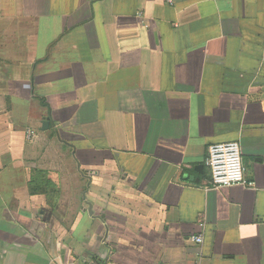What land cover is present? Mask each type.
I'll return each mask as SVG.
<instances>
[{
	"label": "crops",
	"instance_id": "crops-1",
	"mask_svg": "<svg viewBox=\"0 0 264 264\" xmlns=\"http://www.w3.org/2000/svg\"><path fill=\"white\" fill-rule=\"evenodd\" d=\"M87 262L264 264V0H0V264Z\"/></svg>",
	"mask_w": 264,
	"mask_h": 264
},
{
	"label": "built area",
	"instance_id": "built-area-1",
	"mask_svg": "<svg viewBox=\"0 0 264 264\" xmlns=\"http://www.w3.org/2000/svg\"><path fill=\"white\" fill-rule=\"evenodd\" d=\"M206 165L211 172L213 188H228L236 185L252 186L254 184L246 177L242 148L238 141L210 145ZM190 238L196 244L204 242L203 235L193 234ZM85 264L99 263L87 262Z\"/></svg>",
	"mask_w": 264,
	"mask_h": 264
},
{
	"label": "water",
	"instance_id": "water-1",
	"mask_svg": "<svg viewBox=\"0 0 264 264\" xmlns=\"http://www.w3.org/2000/svg\"><path fill=\"white\" fill-rule=\"evenodd\" d=\"M49 120H45L44 122H43V130H46V129H48V127H49ZM198 167H202V166H197L196 167V170H198L199 168ZM90 212L92 211L91 209L89 210Z\"/></svg>",
	"mask_w": 264,
	"mask_h": 264
},
{
	"label": "rangeland",
	"instance_id": "rangeland-1",
	"mask_svg": "<svg viewBox=\"0 0 264 264\" xmlns=\"http://www.w3.org/2000/svg\"><path fill=\"white\" fill-rule=\"evenodd\" d=\"M243 163H244V160H243Z\"/></svg>",
	"mask_w": 264,
	"mask_h": 264
}]
</instances>
